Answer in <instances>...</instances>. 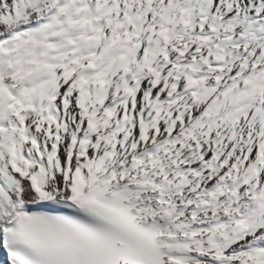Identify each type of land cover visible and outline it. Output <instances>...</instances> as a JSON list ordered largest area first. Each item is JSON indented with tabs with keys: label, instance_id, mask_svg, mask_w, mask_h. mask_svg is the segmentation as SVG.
<instances>
[{
	"label": "snow or ice",
	"instance_id": "snow-or-ice-1",
	"mask_svg": "<svg viewBox=\"0 0 264 264\" xmlns=\"http://www.w3.org/2000/svg\"><path fill=\"white\" fill-rule=\"evenodd\" d=\"M0 264H264V0H0Z\"/></svg>",
	"mask_w": 264,
	"mask_h": 264
}]
</instances>
